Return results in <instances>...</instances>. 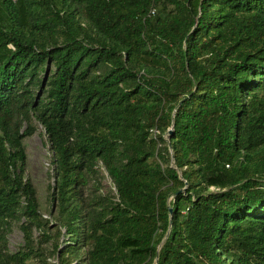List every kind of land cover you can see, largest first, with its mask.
Instances as JSON below:
<instances>
[{
    "label": "trees",
    "instance_id": "obj_1",
    "mask_svg": "<svg viewBox=\"0 0 264 264\" xmlns=\"http://www.w3.org/2000/svg\"><path fill=\"white\" fill-rule=\"evenodd\" d=\"M54 257L264 264V0H0V264Z\"/></svg>",
    "mask_w": 264,
    "mask_h": 264
},
{
    "label": "rangeland",
    "instance_id": "obj_2",
    "mask_svg": "<svg viewBox=\"0 0 264 264\" xmlns=\"http://www.w3.org/2000/svg\"><path fill=\"white\" fill-rule=\"evenodd\" d=\"M23 142L27 155L25 174L31 179L37 189L40 212L43 216L51 219L52 217L48 212L49 202L47 197L49 192L48 187L53 183V163L51 160L49 143L41 125L36 124L35 132L31 136L26 137ZM101 173L103 176L101 178L103 186L101 191L107 192L110 189L114 191L113 185L103 169ZM62 231L64 232V229ZM8 239L9 248L12 251L17 250L19 246L22 245L23 236L17 226H14ZM62 240L63 236L60 242H62ZM49 261L50 264H59L55 257L50 258Z\"/></svg>",
    "mask_w": 264,
    "mask_h": 264
},
{
    "label": "water",
    "instance_id": "obj_3",
    "mask_svg": "<svg viewBox=\"0 0 264 264\" xmlns=\"http://www.w3.org/2000/svg\"><path fill=\"white\" fill-rule=\"evenodd\" d=\"M172 133V128H170L169 129V131H168V134L170 135ZM183 189H181V191H182ZM170 211H171V209H170ZM170 223V222H169ZM168 235V233H166V235H165V237Z\"/></svg>",
    "mask_w": 264,
    "mask_h": 264
}]
</instances>
